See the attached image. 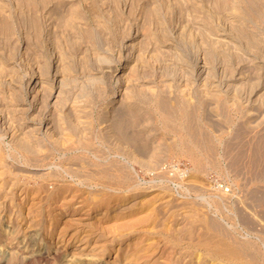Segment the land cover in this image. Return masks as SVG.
Returning a JSON list of instances; mask_svg holds the SVG:
<instances>
[{"label":"rangeland","instance_id":"374dc122","mask_svg":"<svg viewBox=\"0 0 264 264\" xmlns=\"http://www.w3.org/2000/svg\"><path fill=\"white\" fill-rule=\"evenodd\" d=\"M0 264H264V0H0Z\"/></svg>","mask_w":264,"mask_h":264},{"label":"bare ground","instance_id":"6f19581e","mask_svg":"<svg viewBox=\"0 0 264 264\" xmlns=\"http://www.w3.org/2000/svg\"><path fill=\"white\" fill-rule=\"evenodd\" d=\"M36 82H37V81H36ZM54 254H56V255H57L56 251H55V253H54ZM54 254H53V255H54ZM41 255H42V254H41ZM51 255H52V254H51ZM45 256H47V255H45ZM91 261H92V260H91Z\"/></svg>","mask_w":264,"mask_h":264}]
</instances>
